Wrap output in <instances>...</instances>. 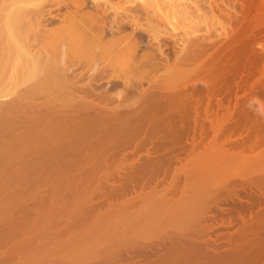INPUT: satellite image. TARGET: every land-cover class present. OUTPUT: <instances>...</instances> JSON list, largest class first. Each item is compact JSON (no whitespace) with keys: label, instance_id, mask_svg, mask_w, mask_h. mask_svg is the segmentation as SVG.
<instances>
[{"label":"bare ground","instance_id":"1","mask_svg":"<svg viewBox=\"0 0 264 264\" xmlns=\"http://www.w3.org/2000/svg\"><path fill=\"white\" fill-rule=\"evenodd\" d=\"M91 1L99 8L112 4ZM138 1L139 8L157 17L162 30L171 27L180 44L172 67H166L172 74L159 80L156 75L151 86L139 90L136 102L126 105V99L110 110L95 105L98 95L80 88L82 95L72 93V83L66 86L61 80L62 89L60 83L52 87L60 94L72 87L66 96L73 94L81 105L76 102L77 109L72 104L62 119L39 113L26 121L53 131L59 125L54 119H64L59 126L68 131V136L62 132L67 141L69 136L77 141L73 130L97 125L99 117H109L103 127L118 131L108 129V146L74 162V150L67 152L71 159L66 155L72 142L57 144L54 138L62 130L55 129L54 142L48 131L52 140L40 138L39 125L34 135L25 127L32 133L29 138L22 129L26 136L16 139L28 138L18 140L27 147L12 164L0 167V264H264V0ZM85 3L71 5L82 46L100 55L93 62L103 64L128 52L131 59L126 58L139 67L138 40L123 34L104 40L98 16L91 21L94 15ZM118 5L116 13L123 12ZM10 12L0 20V35L7 39V52L18 58L20 78L34 79L43 70L42 84L58 85L55 69L45 72L41 60L27 57L17 38L19 13ZM14 61H7L11 72ZM151 87L161 90L149 94ZM152 101L157 102L155 113L149 110ZM53 120L56 125L48 126Z\"/></svg>","mask_w":264,"mask_h":264},{"label":"rangeland","instance_id":"2","mask_svg":"<svg viewBox=\"0 0 264 264\" xmlns=\"http://www.w3.org/2000/svg\"><path fill=\"white\" fill-rule=\"evenodd\" d=\"M79 1L80 0H0V20H4V18L6 17V16H4V14L9 15L10 11H12L13 14L17 11L19 13V16H16V17L19 18V20L21 21L20 22L21 30H19L20 33H19V36L17 38H20V40L23 42V45L25 46L24 49L26 51L27 57L31 58V59L35 58V60H37V61L41 60L39 62V64L42 63L41 67H43L45 69V72H48L47 69H49V72H50V69H52V71H53V69H55L53 71V73L55 74L56 77L59 76L58 78L60 79V80L58 79L60 82L58 81V85H56V86H55L56 82H53L54 84H52V86L50 83H49L50 86H47L48 84L46 82H43V84H42V82L40 80L43 81L45 78V74L44 75L42 74L43 73V70H42V72L40 73L41 75L39 74L38 77H36L34 79H30V80H22V78H20L21 76H20V72L18 69L19 68L18 62L16 60L15 61L17 63L14 61V59L18 60V58L15 57V54H11V53L9 54L7 52V44H6L7 39L4 36V34L1 33V35H0V120H1L0 121V131L2 133L0 132V146H2V147H0V157L2 156V158L5 157L6 159L0 158V160L2 159L0 161L1 162L0 167L2 164L4 169H5L6 163L12 164L13 161H16V158H19L20 154L22 152H24V150H23L25 147L24 145H26V147H27V144H26L27 139L30 137L29 135H31L32 133L34 135V130L36 132L39 129L38 133L41 137L38 136V138L40 137V138L44 139L46 137V140H52L55 138L56 141H58V142H56L57 144L60 143L61 140H62V142L60 144H63V143H65V141H67L66 139H64L65 137L63 135V133H65V131H67L66 128L62 129V127L59 126L61 124V122L64 120L63 119L61 121V119H62L61 117L65 116L64 114H66L68 111L70 112V110L66 111V109L69 107L71 108L72 104H74L72 108L77 107V109H78V106L81 105L80 100L76 97L78 100L77 101L76 98L73 97V94L70 93L73 97L72 99H75L76 101H71L72 99H70V96H71L70 94H69V97H67L69 91L73 90V89L70 90L72 87L75 88V91L72 93L76 92L78 96L82 95L79 93L80 92L79 90L81 89L82 92L84 90L89 91L86 94L91 92L90 95H93V96L98 95L94 98V100H96V98H97L99 100V103H101L100 100L103 98L101 101L106 100L105 102H102L101 104H99L98 100H97L96 101L97 104H95V103L94 104L99 106V108L101 105V108L103 107V110L104 109L110 110L111 107L113 108L118 103H120V101L125 103V101H123V100H126V99L129 100L130 95H131V98H130L131 102H130V100L129 101L126 100L127 102L125 104L126 105H128L130 103L133 104L134 102H136V100L138 98V92L141 93L143 88H144V90H146V88H148V85H150V83L152 85L151 81H153L154 78H157V76H159L158 77V80H159V78H161L160 76H162V78L164 77L163 79H165V78H168V74H170V72L167 73L168 72L167 69L172 67L171 64L176 57L175 54L177 53V51H179L178 49H179L180 44L178 45L179 42L174 37V35H173L174 33L173 32L171 33V30H170L171 27L169 29H166V27L169 26V25H167L165 28H163L164 30H162L161 29L162 28L161 23H160V21L157 20V17H155V15L149 13L148 10L143 11V9H141L142 7L139 8V4L137 5V3L139 2L138 0H135V1L132 0L134 3L133 2L131 3L130 0L129 1L126 0L127 2H130L131 4L127 3L125 0L124 1L123 0H120V1L116 0V2H115V0H112L113 2L111 1V3H112V4L110 3L111 5H113L114 3H115V5H116V3H117V5L119 4L118 7L120 5L121 6L123 5L122 7H119V8H122V9H124V11H126V12H124V11L121 12L122 11L121 10L120 12H118L119 14L116 13L117 11L120 10V9L118 10L117 6H115V5H113L112 7H111V5L107 6V5L103 4L104 3L103 0H100L101 3L103 4L101 6L102 8L101 7L100 8L95 7L94 3L91 0H89V1L85 0L86 11L87 12L89 11L92 15H94V17L93 16L90 17L91 21H94L96 16H98L96 18V21L98 20L97 23L100 25L99 26L100 28L97 27L98 29L97 28L96 29L101 33V36L104 40L110 39L113 35H114L113 37H115V36L117 37V36H120L122 34H123V37H125V38L128 37L129 39H130V37H132V38L135 37L134 42L136 40H138V41H136V44H137L136 50L137 49L138 50H137V52H135V54H137V58H138V59H136V61L140 60L139 67H138L137 63H136L137 67L135 65L133 67V63H131V60H130L131 59L130 55L127 54L128 52L119 58L116 56H113V58L111 57L112 61H111V59H107L108 61H104L105 63L103 62V64L100 62L99 63L96 62L95 60H97V59H95L94 60L95 62H93V59L100 57V55L94 54V53H92V51L91 52H90V50L88 51V49H84V46H82L83 44H81V39L78 38L79 33H77L78 29H76L78 26V24L76 22H78V21L74 20V19H78V18H76L77 14L75 15L74 7H76V4H78ZM117 1L121 2V3H118ZM125 2H126V4L124 5ZM71 4H73V6L74 5L75 6L72 7ZM132 5H134V6H132ZM105 6H106V8H104ZM130 6L134 7L135 10L133 8H131ZM110 7L111 8L116 7L115 11L113 9H111ZM108 8H110V9H108ZM132 9H133V12H131ZM13 10L14 11L17 10V11L14 12ZM71 10H72V12H71ZM12 12H10V14ZM102 12L104 15L102 14ZM147 12H148V14H147ZM18 13H15L14 15H18ZM120 13H122L123 16ZM127 14H129V15H127ZM146 14L147 15L150 14V15L147 16ZM154 19H156L157 21L155 22ZM96 21H94V22H96ZM2 23H3V21H0V24H1L0 28L3 29ZM159 27H160V29H159ZM168 30L170 32H168ZM170 33L172 34V36ZM177 45H178V47H177ZM9 55H10V57H9ZM11 55H13V56H11ZM106 56L107 55H105L103 57H105V59H106L107 58ZM92 57H94V58H92ZM122 57L124 58L123 60H122ZM126 57H128L130 59H128ZM108 58H110V57H108ZM114 59L115 60L117 59V60L115 61ZM127 59H128V61H127ZM11 60H13L16 63V64L14 63L16 65V70L14 69L15 65H13L14 66V68L12 70L13 74H11L12 73L11 69L9 70V68H10L9 66L13 63V61L11 62ZM7 61L11 64H9ZM98 61H100V60L98 59ZM117 61H119V62H117ZM121 61H122V63H121ZM89 62H90V64H89ZM107 62H109V63H107ZM114 62H116V63L114 64ZM133 62H135V61H133ZM44 64H45V66H44ZM141 65L143 67H141ZM166 67H167V69H166ZM134 68H135V70H134ZM56 70H58V71H56ZM8 71H9L10 76L13 75V77H11L13 79L7 78V77H9ZM58 72L60 73L59 75H58ZM147 75H149L148 80H146ZM39 76L41 78L43 76L44 78L41 79ZM169 78H171V77H169ZM11 80H12V82H10ZM61 80L66 82V83L63 82L66 86L70 85L72 83L71 84L72 87L71 88L69 87L70 89L65 90L66 92L68 91L67 94L63 92L64 90L62 91V94H60V91H59L60 89L59 90H53L54 92L51 91L52 87H53V89H55V87H60V85H61L62 87H60V88L61 89L63 88ZM40 82H41L42 87L44 84H46L43 87L44 89H45V87H47V88L51 87V88H49V91L51 93H49L47 91L48 90L47 88L45 90H43V88L41 86H39V85L37 86V84H39ZM59 83H60V85H59ZM34 85H36V87H37V88L35 87L36 89H34V87H33ZM38 87L41 89V90L39 89L41 92L38 90ZM154 87L155 86H153V88ZM159 87H156L155 89H153L151 87L149 94H151V92H152V94H155L157 91L159 92V90H161ZM30 89L31 90L34 89V93H33V91L30 93L29 92ZM152 89H153V91H152ZM35 90H38L37 94L35 93ZM86 91H84V92H86ZM55 92L60 95V98L56 97V96H58V94H56ZM52 93H53V98H51ZM54 93L56 94V96ZM32 94H35V95L32 96ZM48 94H50V96ZM63 95H65V96L67 95L66 97L64 96V100L61 99V98H63V97H61ZM93 96H91L92 99H93ZM106 97H108L109 99L107 100ZM112 100H114L115 102L117 101V102L115 103ZM132 101H134V102H132ZM153 101H155V100H153ZM153 101L151 103H153ZM74 102L75 103L78 102L80 104H78V103L75 104ZM106 102L108 105L106 104ZM154 103H157V102H154ZM154 103L151 105V109H149L150 111H152V113L153 112L155 113V111L157 110L155 108H152V106L157 107ZM77 104H78V106H75ZM112 105H114V106H112ZM105 106H108L109 108L108 107L106 108ZM149 107H150V105H149ZM62 110H64V112L65 111L66 112L64 113V112H62ZM72 110L74 111V109H72ZM158 110H160V109L158 108ZM75 112H76V109H75ZM39 113H40V117H43V116L48 117V114H54V113L56 116H58V117L60 116L61 119L60 118H59L60 120L58 119L59 122H58V120L54 119L55 122L59 124L58 126H56L54 128L55 129L58 128V129H56L58 131L62 130L61 132L59 131L62 134L61 137L60 136H54V135H58V133H59L55 129L53 131L51 129H49V127H47V129H49V130L44 129V126H42L43 123L42 124L40 123V125H39V123L37 125H35L34 123H30L29 121H26V120H29V118H30V120H33L34 119L33 117L38 118ZM56 113H58V114L61 113V114L58 115ZM71 113L75 114L73 112H71ZM71 113H70V115H72ZM32 115H33V117H32ZM66 115H69V114H66ZM1 116H2V118H1ZM51 116L53 117V115H51ZM51 116L49 115V119L52 118ZM56 116H55V118H56ZM3 117H4V119H3ZM104 118H106V120H104ZM108 118L109 117H103V118L99 117L100 120L97 119V121H96L97 125L91 124L93 128L90 127L88 129L83 128V129H79V130H73V133H71V135L73 134L75 139H77V141L73 140L74 137L72 138L73 141H71L70 138L72 136H69L68 141L72 142V144H71L72 146L67 145V147H66V153L70 152L72 150H74V152H70L71 155L73 153H75V154L78 153L76 155L73 154V156H75V157H72L70 155V153H69V155H68V153L66 154L67 156H70V159L72 157V161L75 162L76 159L83 158L85 156L84 154H88V152L91 153V152H94L96 150L99 151L102 147L104 149V147L108 146L107 143H109V141L111 140V138H109L107 136L109 134L108 131H110V132L118 131V127H116V126H115L116 128L115 127L114 128L112 127L110 129L108 128L109 130L107 129V127H103V126H105L104 124ZM2 119L4 122H2ZM54 120L50 121L51 125L49 123L48 126L56 125V124H54ZM27 122H29V123L26 124ZM52 122H53V124H52ZM99 122H100V124H99ZM18 123H19V126H15V125H18ZM21 124H22V126H21ZM23 124L24 125L26 124L27 126L26 125L23 126ZM33 125L35 126V128ZM89 125H90V123H89ZM6 126H7V128H6ZM20 126L22 128H20ZM28 126H29L28 129L31 130V132L33 131L31 134L27 133L28 131L26 130V128ZM37 126L39 128H37V130H36ZM40 126H42L41 129L43 132L45 130L44 133L47 136L43 135V132L41 131ZM96 126H98V127L95 128ZM59 127H61V128L59 129ZM22 129L25 130L28 138L25 137L26 138L25 140L24 139H22V140L18 139V140L19 141H26V142H24V144L20 143L16 139L18 135L23 136L25 134ZM91 129H93L94 131H97V132H94ZM63 130H64V132H63ZM83 130H85V131H83ZM46 131H48L49 136L52 135V137H51L52 139H50V137L48 136ZM55 131L58 133H56ZM77 131L80 132L81 135H79ZM89 131H90V133H89ZM21 132H23L24 134L23 133L21 134ZM29 133H30V131H29ZM66 133L68 134V131ZM66 133H65V135H66ZM105 133H107V135ZM89 134H90V136H88ZM19 136H18V138H19ZM24 136H26V135H24ZM53 136H54V138H53ZM66 136H68V135H66ZM81 136L82 137L85 136V137L82 138ZM101 137H102V139H100ZM34 138H35V136H34ZM103 138H105L104 141H103ZM55 139L53 140L54 142H55ZM16 140H17V142H16ZM80 140H82V142ZM98 141H100V142H98ZM89 142H91L92 145ZM15 143L18 145L17 146L14 145ZM83 144H85V145H83ZM76 145L78 146V148ZM70 148L72 150H70ZM75 148H76V151L78 150L77 152L75 151ZM6 149L8 152L6 151ZM13 150H15L16 154H14L15 152ZM9 151L10 152L13 151V154H12V152L10 154ZM19 151H22V152L20 153ZM17 154L19 156H16ZM4 155H7V156H4ZM80 155H82V156L80 157ZM11 156H13V157H11ZM67 156H65V157L67 158ZM66 158H65V160L69 161ZM73 159H75V160H73ZM3 160H4V162H2ZM2 168H0V170H2Z\"/></svg>","mask_w":264,"mask_h":264}]
</instances>
